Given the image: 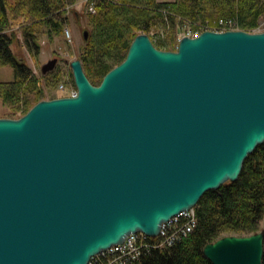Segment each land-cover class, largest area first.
I'll return each instance as SVG.
<instances>
[{
  "label": "water",
  "instance_id": "95a60500",
  "mask_svg": "<svg viewBox=\"0 0 264 264\" xmlns=\"http://www.w3.org/2000/svg\"><path fill=\"white\" fill-rule=\"evenodd\" d=\"M70 66L76 95L0 117V264H89L131 234L157 237L264 143V31L204 30L176 50L140 33L99 84ZM203 253L262 264L264 227Z\"/></svg>",
  "mask_w": 264,
  "mask_h": 264
},
{
  "label": "trees",
  "instance_id": "16d2710c",
  "mask_svg": "<svg viewBox=\"0 0 264 264\" xmlns=\"http://www.w3.org/2000/svg\"><path fill=\"white\" fill-rule=\"evenodd\" d=\"M76 1L0 0V65L13 68V79L0 81V101L6 106L0 117L18 118L46 97L41 77L13 52L11 46L17 35L36 52L41 37L53 40L64 34L71 11L81 15L74 8ZM94 6V12L85 9L91 30L79 55L94 84L126 58L133 39L140 33L149 34L160 49L176 50V34L184 24L193 31H204L214 21L232 19L235 29L253 32L264 17V0H95ZM161 30L169 34L162 36ZM43 77L52 87L59 73L51 71ZM73 86L77 88L74 79ZM194 208L197 225L192 233L171 246L145 251L129 264H213L203 253L207 243L224 235H248L261 230L264 143L246 158L237 180L207 191Z\"/></svg>",
  "mask_w": 264,
  "mask_h": 264
},
{
  "label": "rangeland",
  "instance_id": "374dc122",
  "mask_svg": "<svg viewBox=\"0 0 264 264\" xmlns=\"http://www.w3.org/2000/svg\"><path fill=\"white\" fill-rule=\"evenodd\" d=\"M92 1L95 3V0H77L74 8L81 15L77 16L75 15L76 13H74V11H71L69 13L70 22L66 25L64 34L61 36H56L53 40H49L47 37H41L38 41L39 50H37L36 52L30 50L27 44H25L23 39L18 35L11 46L15 56L19 60L24 61L37 76L41 77L42 85L46 93L45 99L67 95V91L60 90L61 84H65L67 89L73 87L74 77L70 62L73 59L79 58L86 40L85 32H87L89 35V31L91 30L90 26L88 25L87 19L84 16V13H86L85 9L89 10V5ZM258 27L261 29V31H264V17L261 18ZM67 29L70 33V37L66 34ZM190 30H192L190 25L184 24L182 26L180 31H178V33L176 34L178 35V44L179 40L183 36L187 35ZM169 31L165 32L164 34L167 36L169 34ZM54 57L58 58V64L53 71H58L59 79L58 81L55 80V86L50 87L47 86L46 78H42V75H44L42 73V66ZM12 79L13 68L9 65H0V81H9ZM5 109L6 106L0 101V113H2ZM263 227L264 219L261 222V229Z\"/></svg>",
  "mask_w": 264,
  "mask_h": 264
},
{
  "label": "built area",
  "instance_id": "2783aa9c",
  "mask_svg": "<svg viewBox=\"0 0 264 264\" xmlns=\"http://www.w3.org/2000/svg\"><path fill=\"white\" fill-rule=\"evenodd\" d=\"M92 2L89 5V11L94 12L95 6L94 2ZM213 25L208 24L205 26V30L225 31L235 29L236 27V23L232 19H219L218 21H214ZM260 31L261 29L258 27L253 32ZM202 32L203 31L200 29L196 31L190 30L187 35L197 37ZM66 34L70 37L68 29ZM161 34L164 36L162 30ZM60 90L67 91L66 96H74L77 94V88L74 86L67 89L65 84H61ZM196 225L197 217L195 208L182 211L162 225L159 236L149 237L143 233L131 234L123 243L113 245L108 250L94 256L89 264H129L139 259L145 251H149L152 248H162L173 245L182 237H186L192 233Z\"/></svg>",
  "mask_w": 264,
  "mask_h": 264
},
{
  "label": "flooded vegetation",
  "instance_id": "af4514ba",
  "mask_svg": "<svg viewBox=\"0 0 264 264\" xmlns=\"http://www.w3.org/2000/svg\"><path fill=\"white\" fill-rule=\"evenodd\" d=\"M86 37V36H85ZM86 39H87V37H86Z\"/></svg>",
  "mask_w": 264,
  "mask_h": 264
}]
</instances>
